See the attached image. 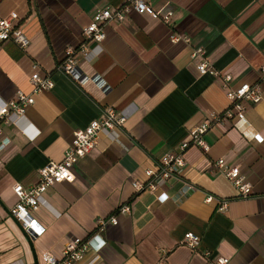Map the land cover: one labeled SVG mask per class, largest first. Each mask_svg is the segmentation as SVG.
<instances>
[{"label":"crops","instance_id":"crops-1","mask_svg":"<svg viewBox=\"0 0 264 264\" xmlns=\"http://www.w3.org/2000/svg\"><path fill=\"white\" fill-rule=\"evenodd\" d=\"M123 1L0 0V18L16 14L30 41L26 51L0 43V105L18 93L34 99L16 126L2 127L10 144L0 153V264H44L46 254L61 259L73 239L91 241L75 264H214L220 258L264 264V87L244 120L212 125L204 137L208 151L186 150L184 167L155 192L132 186L145 183V172L156 171L164 156L178 154L210 115L230 107L220 80L198 72L193 50L202 48L212 67L229 74L232 89L258 82L264 0H143L160 15L171 13L170 23L130 12L105 26L98 53L84 31L103 9L116 12ZM172 35L190 43H173ZM82 44L92 54L78 57L79 72L103 81L108 96L93 82L79 86L57 71L66 51ZM34 64L52 78V90L33 93ZM106 107L126 118L116 142L81 160L71 183L48 189L44 204L30 212L43 229L31 241L10 215L17 203L12 187L35 185L38 171L60 163L74 133ZM219 159L239 167L253 196H238L215 170ZM223 203L226 212L219 211ZM125 207L129 213L119 214ZM113 217L116 225L106 222ZM100 221L107 223L101 232ZM186 235L200 240L197 250L182 244Z\"/></svg>","mask_w":264,"mask_h":264},{"label":"built area","instance_id":"built-area-1","mask_svg":"<svg viewBox=\"0 0 264 264\" xmlns=\"http://www.w3.org/2000/svg\"><path fill=\"white\" fill-rule=\"evenodd\" d=\"M130 12L139 14H148L153 18H159L162 22L169 24L171 13L165 15L158 14L143 0H124L123 5L116 11L111 12L105 8L98 13L95 21L84 31V39L87 43L96 45L97 52L100 53V45L105 40V26L111 21L123 22L126 15ZM18 16L11 14L7 18H0V43H13L20 50L26 51L30 46V41L20 29L16 21ZM171 42L190 43V39L183 35H172ZM91 50L87 44H82L77 49H68L65 53L63 62L57 67V71L68 77L79 86H84L88 82H93L106 96L111 93V89L99 79H88L84 77L78 69V57L85 60L91 58ZM205 53L202 48L193 50L192 59L199 58L197 70L201 75H209L221 82L230 107L221 115L212 114L209 120L202 125L196 127L190 134V141L184 143L180 147L178 154H170L164 156L158 165L156 171H146L145 183L134 182L133 188L138 192L150 191L155 192L160 182L168 181L178 171L184 167L183 153L191 147L199 148L207 152L208 146L204 139L206 133L212 125H224L228 121H242L247 105H256L261 101V88L264 87V65L259 69V79L255 84H243L232 89V77L212 67L205 59ZM34 74L30 78V84L34 94L44 91H50L54 88V82L50 76H43L37 64L33 65ZM34 104V99L30 96L18 93L17 98L8 103L0 105V153L10 144V140L3 137V126H16L19 119H23L27 107ZM126 118L121 113L115 111L112 107L103 109L101 117L92 121L89 126L83 130L74 133V139L71 145L64 153L63 159L58 164H50L38 171L39 180L30 188H24L17 184L12 187V192L17 199V203L10 209V215L19 224L22 231L31 241H35L43 234V229L38 226L37 221L30 215L31 211H35L37 207L44 204V195L48 189L56 184L74 180V168L84 158H86L92 150H100L104 152L107 147L117 140L116 131L123 128ZM106 138V145L102 144ZM215 170L219 172L236 190L241 198L253 196L250 185L241 175L239 167L226 165L223 159H219L215 163ZM162 201H164L162 199ZM212 198L206 200L210 203ZM227 203H223L219 211L226 212ZM129 213V208H121L119 214ZM109 224L116 225V217L109 219ZM105 221L99 222V232L103 231L107 225ZM182 244L189 249L195 251L200 245V240L193 235H186ZM91 247V241L73 239L65 248L61 259L53 255L46 254L43 257L44 264H75L79 262ZM210 253L206 252L204 257H209ZM214 264H229L226 259H217Z\"/></svg>","mask_w":264,"mask_h":264}]
</instances>
